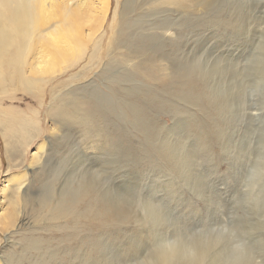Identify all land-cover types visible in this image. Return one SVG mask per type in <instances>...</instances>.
<instances>
[{"label":"rangeland","instance_id":"obj_1","mask_svg":"<svg viewBox=\"0 0 264 264\" xmlns=\"http://www.w3.org/2000/svg\"><path fill=\"white\" fill-rule=\"evenodd\" d=\"M124 1L106 0L103 6L96 0L97 5L88 13L90 19L96 18L90 20V27L98 28L103 23L94 37H103L108 46L120 29ZM209 2L210 8L192 12L150 4L133 15V27L129 29L132 32L136 27L146 35L156 32L158 39L152 47L164 44L169 51L180 35L177 55L195 64L200 94L216 110L194 117L186 112L179 118L161 117L168 131L178 128L175 137L164 141L168 151L172 150L169 164L159 159L143 160L132 169L117 170L119 165L128 164L122 154H113L105 147L109 141L106 137L87 138L78 125H64L51 115V104L80 86L89 84L105 91L111 74L106 78L101 75L102 61L88 65L90 51L85 59L56 77L27 74L24 78L8 77L0 84V264H37V256L24 253L23 242L36 231L40 235L37 239L47 236L52 246L62 238L59 232H43L46 224L36 222L29 211L22 209L25 191L31 197L44 191L43 182L38 180L42 172L52 173L57 188L66 178L85 174L107 198L118 201L125 197L132 203L134 219L141 223L139 230L149 238V244L164 235H175L185 226L230 224L248 242L245 264H264V209L245 202L241 192L248 169L264 152V0ZM73 5L69 7L75 9ZM55 12L57 9L48 12V17ZM226 21L229 24L224 25ZM161 24L171 26L170 31L154 30ZM68 26L63 30L68 29L70 34L73 28ZM84 30L88 34L89 28ZM160 63L166 68V61ZM179 106L184 108L185 104ZM120 118L112 123H119ZM15 120L21 124L16 126ZM207 132L212 136L205 137ZM18 200L16 213L12 204ZM237 200L241 202L237 204ZM151 201L159 202L162 208H153ZM109 251L115 250H107V255ZM222 255L223 250H217L211 264H222ZM78 262L60 259L51 264Z\"/></svg>","mask_w":264,"mask_h":264},{"label":"bare ground","instance_id":"obj_2","mask_svg":"<svg viewBox=\"0 0 264 264\" xmlns=\"http://www.w3.org/2000/svg\"><path fill=\"white\" fill-rule=\"evenodd\" d=\"M67 1L69 3L66 0H0V84L8 77L10 80L24 78L27 74L37 78L40 75L56 77L85 59L90 51L88 65L102 61L101 75L111 74L105 91L89 84L80 86L78 91L65 93L55 105L51 104V115L64 125H78L87 138L106 137L109 141L105 147L113 150V154H122L128 164L119 165L117 170L132 169V165L137 166L143 160L159 159L171 163L172 150L171 153L168 151L164 141L167 142L166 137H173L178 128L168 131L161 123V117L179 118L185 112L194 117L216 110L206 96L203 99L200 94L195 64L177 55L180 35L172 45L174 49L169 51L164 44L152 47L158 39L156 32L146 35L136 27L132 32L129 29L133 27V15L141 13L150 4L192 12L210 8V0H135L132 5L126 0L119 13L120 29L110 46L103 37H94L103 23L95 29L90 27L93 18L90 19L89 14L97 5L96 0ZM71 3L75 9L69 7ZM101 3L105 6L106 0ZM54 9L58 12L48 17V12ZM227 24L228 21L224 23ZM68 25L73 28L70 34L68 29L63 30ZM87 27L88 34L84 30ZM170 28L161 24L154 30L166 33ZM76 51L78 55H75ZM161 60L166 61L169 68H165ZM114 68L121 71L112 73ZM180 103L185 107H180ZM122 116L126 119L120 118ZM115 118H120L119 123H112ZM13 122L16 126L21 124L18 120ZM100 122H105L103 127ZM204 136L212 135L207 132ZM38 180L43 182L44 191L35 197L25 191L22 209L29 211L36 222L46 224L43 232H59L62 238L52 246V240L47 236L37 239L40 235H36V231V236L32 234L23 240L24 253L37 256V264H51L60 259L79 261L78 264H134L152 244L140 231L141 223L134 219L132 203L125 197L118 201L107 198L85 174L66 178L59 188L52 173L42 172ZM12 206L17 213L20 201ZM63 244L66 251L65 247L60 248ZM111 248L115 251H109L107 255Z\"/></svg>","mask_w":264,"mask_h":264},{"label":"clouds","instance_id":"obj_3","mask_svg":"<svg viewBox=\"0 0 264 264\" xmlns=\"http://www.w3.org/2000/svg\"><path fill=\"white\" fill-rule=\"evenodd\" d=\"M241 192L245 202L264 209V152L248 169ZM240 202L237 200V204ZM151 204L153 208H162L159 202ZM219 249L223 250L222 264H245L248 242L230 224L185 226L183 231L153 242L134 264H211Z\"/></svg>","mask_w":264,"mask_h":264}]
</instances>
